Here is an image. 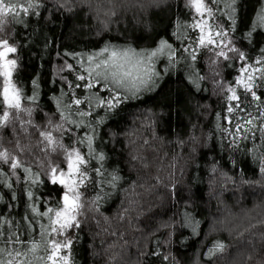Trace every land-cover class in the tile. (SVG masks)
Returning <instances> with one entry per match:
<instances>
[{
    "label": "trees",
    "instance_id": "1",
    "mask_svg": "<svg viewBox=\"0 0 264 264\" xmlns=\"http://www.w3.org/2000/svg\"><path fill=\"white\" fill-rule=\"evenodd\" d=\"M189 5V0H116L119 15L107 31H101L95 12L86 4L42 0L38 16H23L22 23L10 22L0 32V39L17 47L13 84L25 96L38 94L39 107L30 106L41 128L47 126L48 118L61 122L54 97L60 95L61 76L72 79L67 71L60 72L62 54L95 52L106 44L154 50L162 39L177 49L174 66L163 58L157 63L161 76L155 87L110 112L96 110V119L103 122L93 125V148L105 155L106 171L115 170L122 180L116 188L104 186L108 195L99 207L86 205L69 264H264V137L257 132L255 140L243 141L239 149L228 147L222 139L228 103L225 91L240 75L241 62L237 52L228 53L232 59L225 61L196 47L193 41L199 31L182 27L195 17ZM262 9L264 0H237L235 30L229 32L233 46L250 63L264 58V27L248 36ZM228 11V4L221 0L216 22L225 30L231 24ZM183 35L189 39L181 44ZM187 45L192 48L183 52ZM192 52L197 55L195 61ZM199 76L203 79L198 80ZM2 87L0 77V91ZM261 93L264 88L257 89V95ZM251 111L255 114V106ZM29 132L25 137L4 129L0 142L13 151L19 139L25 146L21 158L45 181L32 186L40 197L38 203H54L61 196L60 187L48 183L43 173L49 159L64 166V157L46 156L37 147L38 132L31 128ZM73 142L65 135L63 143ZM37 161L45 166L39 167ZM92 164L99 166L97 161ZM13 188L15 201L12 190L0 188L4 197L0 211L14 203L11 214L20 220L28 210V189L24 184ZM87 195L95 193L90 190ZM185 213L200 222L195 233L181 226ZM34 238L39 240L38 234ZM217 242L226 247L209 258ZM153 251L170 260L162 261L151 255ZM36 256L44 260L34 264H50L42 249Z\"/></svg>",
    "mask_w": 264,
    "mask_h": 264
},
{
    "label": "snow or ice",
    "instance_id": "2",
    "mask_svg": "<svg viewBox=\"0 0 264 264\" xmlns=\"http://www.w3.org/2000/svg\"><path fill=\"white\" fill-rule=\"evenodd\" d=\"M73 2L86 4L95 12L101 31H107L115 22L113 18L119 15L114 7L116 0H94V3L93 0H66V3ZM225 2L229 8L226 15L231 21L227 30L216 22L221 0H191L189 6L195 8L197 15L192 24L182 27L193 31L198 29L199 34L193 43L216 57L227 61L232 59L229 52L238 53L236 59L241 62L240 75L225 91L228 103L223 116L225 124L220 130L227 146L239 149L243 141L255 140L257 132L264 137V93L257 95V89L264 88V58L250 63V58L244 52L232 46V40L228 36L229 32L235 30L237 0ZM41 6L42 0H0V32L10 22L22 23L23 16H38L37 9ZM257 27H264V9L257 14L256 22L250 26L249 37ZM187 39L189 37L183 35L181 44ZM191 48L192 45H187L182 51L189 52ZM261 52L264 53V49ZM15 53L17 47L14 43L10 44L8 39H0V77L3 78L0 91V132L11 128L28 137L29 129H35L41 138L37 147L48 157L53 154L63 156L64 166L53 163L50 159L47 161L43 175L48 177V183L60 187L61 196L54 203L46 200L41 205L38 203L40 197L33 192L32 186L45 181L40 180L41 174L33 173L31 164L21 158L25 146L17 138L15 150L9 151L0 142V188L8 187L12 190V201L16 200L13 188L15 184L27 185L28 189V210L20 220H16L11 214V210L15 208L14 203H8L6 210L0 211V264H34V260H44V257L36 256L41 249L47 261H52V264H58V261L69 264L74 237L79 239L75 233L81 228L80 217L84 215L86 205L99 207L108 195L103 190L104 186L116 188L122 180L115 170L106 171L105 155L93 148L96 139L93 125L103 122V118L96 119V110L110 112L127 100L138 99L143 91L155 87L161 76L157 63L163 58L170 66H174L179 59L177 49L162 39L154 50L106 44L95 52L62 54L64 63L60 72L67 71L72 79L61 76L63 84L60 95L54 97L61 122L53 123L48 118L47 126L43 128L33 119L35 108L39 107L38 94L25 96L22 89L13 84L12 74L17 68L18 60ZM190 54L192 61H195V52ZM69 60L72 62H68ZM255 73L258 75H254ZM197 79L202 80L203 77L199 76ZM256 81L260 83L257 84ZM33 83L36 88L39 87L37 82ZM65 86L67 90H64ZM220 88L223 90L224 85L221 84ZM253 106L256 108L255 114L251 111ZM220 118L217 113V119ZM65 135L74 142L63 143ZM84 148L87 151H82ZM28 151L31 152V149ZM93 161H97L99 166H93ZM37 164L39 167L45 166L42 161H37ZM261 171L264 172V168ZM90 190L95 195L89 198L87 194ZM3 203L4 197L0 195V204ZM41 207L44 208L43 211ZM45 219L47 223L42 222ZM199 225L200 222L194 217L184 214L182 227H191L195 233ZM34 234H38L39 240L34 238ZM225 247L223 243L217 242L209 251V258L215 251H223ZM151 255L160 257L162 261L170 260L169 256L160 251H153Z\"/></svg>",
    "mask_w": 264,
    "mask_h": 264
},
{
    "label": "rangeland",
    "instance_id": "3",
    "mask_svg": "<svg viewBox=\"0 0 264 264\" xmlns=\"http://www.w3.org/2000/svg\"><path fill=\"white\" fill-rule=\"evenodd\" d=\"M190 2H191V0H189V4H190ZM193 8V11H194V15H195V17H196V12H195V8L194 7H192ZM207 15V14H206ZM209 23H212V21L211 20H209ZM198 30V29H197ZM199 31V30H198ZM206 32H207V29L205 30ZM228 39H231L230 38V36H228ZM232 46H233V43H232ZM225 51H227V49H225ZM229 53H233V52H229ZM235 53V52H234ZM254 75H256V73L254 74ZM50 264H52V261H50ZM58 264H63V262L62 261H58Z\"/></svg>",
    "mask_w": 264,
    "mask_h": 264
}]
</instances>
